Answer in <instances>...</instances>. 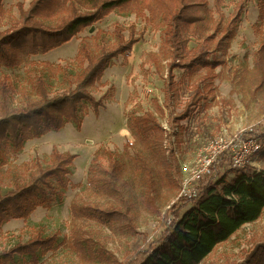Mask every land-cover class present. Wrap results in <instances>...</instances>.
<instances>
[{
  "label": "rangeland",
  "instance_id": "1",
  "mask_svg": "<svg viewBox=\"0 0 264 264\" xmlns=\"http://www.w3.org/2000/svg\"><path fill=\"white\" fill-rule=\"evenodd\" d=\"M207 1L213 9L212 0ZM30 2L2 0L0 31L13 25L19 18L20 8L25 10ZM238 4L241 5V14L234 35L219 46L212 44V56L220 62L212 70L215 75L212 93L201 99L190 116L178 125H167L171 134L177 132L170 139L174 141L171 144L175 163L165 164L162 150L151 155L128 126L127 118L148 111L161 124L166 123L168 118V110L163 107V89L168 74L166 49L162 43L163 24L155 18L149 20L147 9L142 16L113 9L69 41L46 53L29 57L30 61L37 62L38 67L44 63H49L51 68L61 67L62 72L47 76L49 95H53L67 87V83L62 82L63 73L78 70L74 56L82 37L91 36L99 29L102 41L112 43L114 28L119 27L125 38L130 33L137 38L131 50L113 58L96 85L90 88L93 96L103 101V107L97 114L88 107L79 130L72 123H66L58 135L55 134L60 129L26 140L21 151L0 166V192H5L12 188L16 178H26L23 163L37 161L47 165L53 147L76 155L72 172L68 175L69 187L61 200L37 206L27 218H12L4 222L0 250L16 242H25L37 232H42L45 235L55 234L58 240L37 264H123L138 249L157 242L162 220L169 216L167 210L177 198L193 197L181 193L186 174L180 166L191 167L197 150L207 141L216 136L254 135L261 141V151L251 157L247 167L264 170V17L259 14L257 0H224L222 12L226 19L231 17ZM196 44L197 38L191 36L189 47L193 48ZM28 62L18 67L0 66V83L4 81L12 86L11 106H19L36 97L31 89L33 70ZM207 69L172 70L177 82L170 106L174 114L183 110L189 93ZM156 104L162 106V112ZM102 148L114 151L122 164L126 182L122 192L124 202H121L120 208L125 218L113 227L88 219L74 225L70 204L75 196L99 207L108 205L107 198L91 190L87 182L90 160ZM102 160L106 161L105 157ZM232 176L229 174L228 179ZM199 179L189 185L191 192L197 193ZM126 202L127 207L124 208L122 204ZM75 226L89 237L85 243L90 244L89 248L73 245ZM261 240H264V209L256 220L244 224L226 241L217 244L199 264H237L253 244ZM98 249L104 250L100 257L96 255Z\"/></svg>",
  "mask_w": 264,
  "mask_h": 264
},
{
  "label": "trees",
  "instance_id": "2",
  "mask_svg": "<svg viewBox=\"0 0 264 264\" xmlns=\"http://www.w3.org/2000/svg\"><path fill=\"white\" fill-rule=\"evenodd\" d=\"M1 1L0 12L3 11ZM212 2L213 9L207 0H31L25 10L20 8L16 22L0 31V66L18 67L29 61L33 70L31 89L36 97L19 106H11L12 86L1 81L0 166L20 152L26 140L59 130L66 123H72L79 130L88 107L94 114L103 107L102 99L95 98L90 88L96 85L113 58L129 52L137 42L131 33L125 38L122 30L115 27L112 43L102 41L99 29L91 36L82 37L74 56L79 68L63 73L62 82H66L67 87L53 95H49L47 76L62 72L61 67L51 68L49 63L38 67L37 62L30 61L29 57L62 45L113 9L131 11L137 16L144 15L147 9L149 20L155 18L162 22V43L166 49L168 70L163 89V107L168 110L167 124L173 127L189 117L194 106L212 93L215 77L212 70L220 64L212 56V44L219 46L222 41L228 42L241 14V5L238 4L231 17L226 19L222 12L224 0ZM257 4L260 16L264 17V0H257ZM191 36L197 38L193 48L189 47ZM199 67H207L206 74L189 93L183 110L174 114L170 106L177 82L172 70L179 68L185 72ZM156 105L162 112V106ZM127 120L131 133L143 142L150 154L162 150L165 164L176 162L172 146L163 144L171 141V132L164 129L152 112L134 115ZM115 154L105 148L97 150L87 173L88 186L104 195L108 205L99 207L75 196L70 204L74 225L88 219L113 227L124 220L120 206L124 202L122 192L126 181L122 164ZM75 157L73 153L53 147L47 165L37 161L23 163L26 178H16L12 188L0 192V233L2 224L9 219L27 218L37 206L61 200L69 187L68 175L72 172ZM247 166L234 167L226 152L218 154L209 172L198 180L196 195L177 198L167 210L169 216L162 220L157 242L138 249L123 264H199L217 244L226 241L244 224L256 220L264 209V170L256 171ZM229 174H233L230 180ZM122 205L126 208L127 202ZM73 238L74 246L90 247L85 244L89 237L76 226ZM57 240L55 234L37 232L25 242H16L0 250V264H37ZM102 252L103 249H98L96 255L100 257ZM237 264H264V240L253 244Z\"/></svg>",
  "mask_w": 264,
  "mask_h": 264
},
{
  "label": "built area",
  "instance_id": "3",
  "mask_svg": "<svg viewBox=\"0 0 264 264\" xmlns=\"http://www.w3.org/2000/svg\"><path fill=\"white\" fill-rule=\"evenodd\" d=\"M162 125L164 129L169 130L167 122ZM171 137H174V134H171ZM173 142V140L165 141V144L172 146L171 143ZM260 145L261 141L250 134H242L233 136L232 138L216 136L210 139L197 150L191 167H187L186 165L180 166L182 172L186 174L182 183L181 193L188 197L196 195V191H190L188 188L189 185H191L194 180L199 179L209 172L211 164L218 154L226 152L232 166L242 168L249 163L253 155L260 151Z\"/></svg>",
  "mask_w": 264,
  "mask_h": 264
},
{
  "label": "crops",
  "instance_id": "4",
  "mask_svg": "<svg viewBox=\"0 0 264 264\" xmlns=\"http://www.w3.org/2000/svg\"><path fill=\"white\" fill-rule=\"evenodd\" d=\"M66 125H67V124H66ZM64 127H66V126H64ZM63 129H64V128L60 129L59 132H57V134H55V135H58V133H60V131L63 130Z\"/></svg>",
  "mask_w": 264,
  "mask_h": 264
},
{
  "label": "water",
  "instance_id": "5",
  "mask_svg": "<svg viewBox=\"0 0 264 264\" xmlns=\"http://www.w3.org/2000/svg\"><path fill=\"white\" fill-rule=\"evenodd\" d=\"M92 27V26H91Z\"/></svg>",
  "mask_w": 264,
  "mask_h": 264
}]
</instances>
